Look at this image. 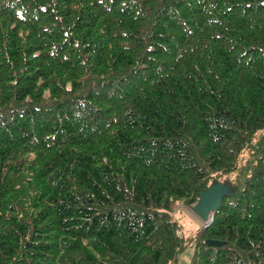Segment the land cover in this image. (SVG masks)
<instances>
[{
	"label": "trees",
	"instance_id": "trees-1",
	"mask_svg": "<svg viewBox=\"0 0 264 264\" xmlns=\"http://www.w3.org/2000/svg\"><path fill=\"white\" fill-rule=\"evenodd\" d=\"M215 181L190 264H264V0H0V264H170Z\"/></svg>",
	"mask_w": 264,
	"mask_h": 264
},
{
	"label": "water",
	"instance_id": "water-1",
	"mask_svg": "<svg viewBox=\"0 0 264 264\" xmlns=\"http://www.w3.org/2000/svg\"><path fill=\"white\" fill-rule=\"evenodd\" d=\"M233 195L234 191L231 190V183L215 181L211 187L201 194L198 203L191 210L203 222L204 228H207L212 223L210 218L220 208L223 200ZM206 244L219 247L223 245V242L207 240Z\"/></svg>",
	"mask_w": 264,
	"mask_h": 264
},
{
	"label": "rangeland",
	"instance_id": "rangeland-1",
	"mask_svg": "<svg viewBox=\"0 0 264 264\" xmlns=\"http://www.w3.org/2000/svg\"><path fill=\"white\" fill-rule=\"evenodd\" d=\"M173 217L181 227L179 235L185 239L191 238V240L187 244V248L170 264H190L195 251L193 238L201 227L203 228V222L192 212L191 208L182 203L174 209Z\"/></svg>",
	"mask_w": 264,
	"mask_h": 264
},
{
	"label": "built area",
	"instance_id": "built-area-1",
	"mask_svg": "<svg viewBox=\"0 0 264 264\" xmlns=\"http://www.w3.org/2000/svg\"><path fill=\"white\" fill-rule=\"evenodd\" d=\"M213 221V217L210 218ZM204 226V225H203Z\"/></svg>",
	"mask_w": 264,
	"mask_h": 264
}]
</instances>
